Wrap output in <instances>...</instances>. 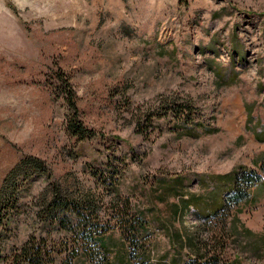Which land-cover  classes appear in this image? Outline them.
<instances>
[{
    "label": "rangeland",
    "instance_id": "374dc122",
    "mask_svg": "<svg viewBox=\"0 0 264 264\" xmlns=\"http://www.w3.org/2000/svg\"><path fill=\"white\" fill-rule=\"evenodd\" d=\"M61 75L96 137L66 133ZM170 101L190 106L202 127L173 116L136 126ZM263 164L264 0H0L1 259L31 236L66 251L72 236L48 217L53 194L90 197L106 220L115 176L119 198L145 222L137 246L150 264L204 254L264 264V241L243 230L264 221V189L217 219L184 212L182 202L202 209L213 197L203 180L239 169L260 175ZM105 241L109 264L136 263L139 247L117 228ZM75 264L96 261L81 254Z\"/></svg>",
    "mask_w": 264,
    "mask_h": 264
},
{
    "label": "trees",
    "instance_id": "16d2710c",
    "mask_svg": "<svg viewBox=\"0 0 264 264\" xmlns=\"http://www.w3.org/2000/svg\"><path fill=\"white\" fill-rule=\"evenodd\" d=\"M60 80L62 83L59 86V96L67 104L68 111L66 116V133L79 141L96 137V132L88 129L79 118L76 94L71 84L63 75H61ZM175 103L173 101L166 103V108L162 106L161 112L158 111L156 115L145 116L141 114L136 126L139 127L141 121L151 124L154 118L173 116L178 120H183L184 124L194 123L196 121L194 127L199 129L202 127V124L191 115L192 108L190 106H187L188 109L185 112L186 108L182 109L180 107L181 109L179 110L178 105ZM247 113L249 121L251 113L249 111ZM192 131V128H189V133L186 135L197 138V135ZM204 132L214 134L216 130H205ZM260 177L256 171L239 169L234 175L232 173L228 175H216L208 181L207 179L203 180V187L209 188V184L211 185L210 187H213V192H211V194L213 193L212 202L209 204V207L205 206L201 209L202 203L199 200L188 197L186 201H182L185 207L184 212H187V209L191 208L194 212L195 210L199 212L201 217L204 216L205 219H217L223 212H226V215H228L232 207L245 201L249 190L259 182ZM116 178L115 176H110L109 182H107L113 195L114 208L111 212L112 214L106 215V220L100 217L99 209L96 207V201H93L90 197L83 200L80 197L64 195L58 190L53 194V198L49 204L51 208L48 212V217L53 226H59L68 236H72L66 243L68 244L65 246L66 251H57L51 248L48 246L45 238L38 240L35 236H31L23 245L13 249L8 259H1V255L0 264H56L57 258L63 254L64 258L61 259L60 264H75V260L81 254L90 261L94 259L96 264H102L103 261L105 264H109L107 259L109 248H107L108 244L105 241V235L108 231L116 228L122 233L127 243H132L133 246H137V239L145 229V222L142 218L131 213L130 205L127 201L119 198L117 190H114ZM218 180L221 181V187H218ZM175 182V186L183 187L182 180L177 179ZM172 189L169 188V191ZM222 194L224 195V199L222 198L223 202L220 201ZM59 213L62 214V217L58 216ZM1 225L2 222H0ZM4 246L5 241L2 237V229H0V250ZM137 247H139L138 249L141 252L135 257V264H150L147 259L148 253L146 252V256L144 254V245ZM66 248H68V251ZM193 248L197 249V251L200 249L198 247L196 248L195 245H193ZM177 262L178 260H175L174 264H177ZM219 262V259L214 255L204 254V256H199V260L192 259L191 264H218Z\"/></svg>",
    "mask_w": 264,
    "mask_h": 264
},
{
    "label": "crops",
    "instance_id": "0c3cea01",
    "mask_svg": "<svg viewBox=\"0 0 264 264\" xmlns=\"http://www.w3.org/2000/svg\"><path fill=\"white\" fill-rule=\"evenodd\" d=\"M258 166H259V164H258ZM261 168V167H260ZM262 168H263V170L262 171H264V164L262 165ZM260 174V173H259ZM260 180H259V182L258 183H256L255 184V186H253L250 190H249V192H248V196H247V198L245 199V201H243V202H241L240 204H238L237 206H239V205H245V203L247 202V201H253V200H255V199H258V197L257 196H255V191H258V193H260V190L261 189H264L263 187H262V181L264 180V172L263 173H261L260 174ZM207 207H209V205L207 206ZM234 219V217L230 220V221H232ZM264 223V221H261L260 223L259 222H256V223H254V222H251V221H247L246 222V224L243 226L244 228H243V230H244V232L245 233H256V234H254V237H258V243H261V241H264V231L263 232H261V234H257L258 232H255V231H257V230H259V228H257V227H261V225ZM264 225V224H263ZM218 264H223V263H218Z\"/></svg>",
    "mask_w": 264,
    "mask_h": 264
}]
</instances>
